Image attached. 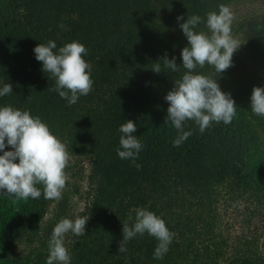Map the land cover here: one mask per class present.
I'll return each mask as SVG.
<instances>
[{"label": "trees", "instance_id": "trees-1", "mask_svg": "<svg viewBox=\"0 0 264 264\" xmlns=\"http://www.w3.org/2000/svg\"><path fill=\"white\" fill-rule=\"evenodd\" d=\"M246 1L0 0V81L13 85L0 104L29 109L71 155L90 166L86 235L71 248V264H264L259 239L252 236L264 221V117L249 107L253 87L264 86V78L236 51L232 66L216 78L237 105L232 122H213L201 134L187 121L185 130L192 135L179 147H173L175 128L165 123L164 97L186 71L181 50L188 42L177 17H204L220 4ZM198 30L207 31L204 24ZM49 40L58 48L73 40L87 48L84 59L94 83L74 105L50 90L55 81L35 59L34 47ZM165 55L176 58L178 72L163 67ZM154 62L161 65L159 74L151 70ZM195 71L216 75L207 64ZM125 120L137 123L135 135L144 145L139 169L116 153ZM51 201L0 193V226L13 251L38 236ZM222 203L247 205L240 218L252 227L251 236L224 239ZM138 207L161 216L175 233L163 260L153 259L157 241L147 234L128 241L127 252H118L122 223L131 225L129 217L134 219ZM253 219L258 221L252 226ZM41 261L16 254L8 264Z\"/></svg>", "mask_w": 264, "mask_h": 264}, {"label": "clouds", "instance_id": "clouds-1", "mask_svg": "<svg viewBox=\"0 0 264 264\" xmlns=\"http://www.w3.org/2000/svg\"><path fill=\"white\" fill-rule=\"evenodd\" d=\"M177 21L187 46L181 50L182 67L186 70L180 79L174 81L172 89L164 97L168 102L165 123L176 130L173 147H179L192 135L185 130V123L192 121L201 134L213 122L230 124L236 115V103L230 93L221 90L217 77L232 66L233 54L241 47L233 35V12L225 4L217 10L209 11L204 17L198 14L178 16ZM183 21V22H181ZM204 24L207 31L198 30ZM60 28L65 26L61 23ZM35 59L42 62V71L55 81L50 90L65 100L68 106L87 96L93 87L92 66L84 57L87 48L78 40L57 47L54 40L39 43L33 49ZM163 67L178 72L176 58L165 55ZM151 70L162 72L158 62L152 63ZM208 65L214 69L215 76L195 71ZM13 93V85L0 81V98ZM251 112L264 117V86H254L250 96ZM137 123L125 120L118 132L119 146L116 153L120 159L129 160L139 169L137 163L144 145L135 135ZM6 148L10 150H6ZM68 162L66 145L54 134L49 125L29 109H21L10 104H0V193L16 199L59 200L66 186L65 168ZM41 186V187H38ZM135 217H129L132 224L122 223L123 239L119 253L127 252L125 244L147 234L157 241L153 251L154 260H163L169 252L175 233L166 226L165 220L153 211L138 207ZM89 216L64 217L52 228L47 247V264H71V255L65 246V236L86 235L85 227Z\"/></svg>", "mask_w": 264, "mask_h": 264}, {"label": "rangeland", "instance_id": "rangeland-1", "mask_svg": "<svg viewBox=\"0 0 264 264\" xmlns=\"http://www.w3.org/2000/svg\"><path fill=\"white\" fill-rule=\"evenodd\" d=\"M230 8L233 12L232 32L242 44L237 52H240L242 61L254 74L264 78V2L250 0ZM89 170L87 160L77 158L68 152L65 168L68 179L62 191V198L50 202L47 214L39 224L38 236L28 239L13 251L11 249L13 246L7 244L5 239L4 227L0 226V264H8L9 259H14L16 254L23 260L30 259L37 263L39 259L43 261L41 264H47V242L54 225L64 217L75 218L85 215L87 211L88 198L92 190ZM246 206L243 203L231 207L221 204L219 229L224 239L232 242L244 235L251 236L252 227L240 218ZM256 221L258 220H252V226ZM252 236L259 239L261 251L264 254V221L262 230ZM77 238L71 233L66 234L65 246L69 253Z\"/></svg>", "mask_w": 264, "mask_h": 264}]
</instances>
